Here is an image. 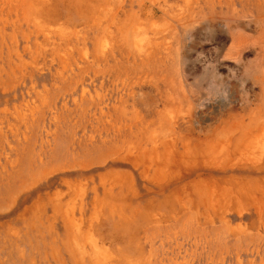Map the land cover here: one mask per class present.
Segmentation results:
<instances>
[{
    "label": "rangeland",
    "instance_id": "obj_1",
    "mask_svg": "<svg viewBox=\"0 0 264 264\" xmlns=\"http://www.w3.org/2000/svg\"><path fill=\"white\" fill-rule=\"evenodd\" d=\"M0 264H264V0H0Z\"/></svg>",
    "mask_w": 264,
    "mask_h": 264
}]
</instances>
